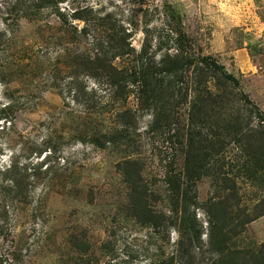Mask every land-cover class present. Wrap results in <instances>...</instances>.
Returning a JSON list of instances; mask_svg holds the SVG:
<instances>
[{"label":"rangeland","instance_id":"rangeland-1","mask_svg":"<svg viewBox=\"0 0 264 264\" xmlns=\"http://www.w3.org/2000/svg\"><path fill=\"white\" fill-rule=\"evenodd\" d=\"M10 1L0 0V163L6 167L18 155L21 162L38 164L52 152L45 161L54 166L55 183L48 184L46 174L31 182L27 201L8 203L5 219L9 195L0 176L5 264H75L81 242L98 264H220L218 240L208 236L214 218L209 199L227 201L235 221L259 212L263 170L250 179L244 170L247 155L224 135V150L210 151L219 140L208 149L207 173L188 171L186 106L154 123L153 108L142 105L138 94L114 97L85 57L94 58L107 49L112 33L126 30L133 51L113 60L118 68H131L143 45L155 57L183 51L209 57L235 76L239 90L264 115V26L256 0H54L34 19L5 15ZM82 8L92 12L78 19L73 12ZM177 28L186 34L183 42L176 41ZM240 48L249 52L246 66L256 65L255 71L240 70ZM198 74L186 68L179 85L194 84ZM214 76L207 83L211 89L221 80ZM244 96L232 97L228 112L245 102ZM125 111L132 115L131 138L113 144L124 130ZM127 159L137 163L148 198L140 217L131 210V189L119 168ZM170 171L181 174L178 192L196 186L199 206L185 214L165 182ZM215 213L219 217L221 210ZM13 251L22 253L18 260ZM224 255L230 264H264V215L231 234Z\"/></svg>","mask_w":264,"mask_h":264},{"label":"trees","instance_id":"trees-1","mask_svg":"<svg viewBox=\"0 0 264 264\" xmlns=\"http://www.w3.org/2000/svg\"><path fill=\"white\" fill-rule=\"evenodd\" d=\"M52 4L54 5L56 2L54 3V0H11L5 15L10 18L15 15L16 17L22 16V18L34 19L43 9ZM89 11L91 10L88 9L87 11L82 8L74 11L73 14L78 19H84L90 13ZM54 13L60 18L63 17V14L58 9ZM176 32V41L183 42L186 34L183 31H179L178 28ZM105 41L107 49H101V52L94 58L85 57V63L94 68L92 70L94 74L105 77V84L111 87L114 97L126 100L127 95L124 92L127 91V94L128 92L138 94V100H141L142 105L148 104L147 107L154 109V123L160 121L162 117L168 116L169 112H173L180 105L186 106L187 131L190 137L188 140V151L191 157L188 160L186 159L185 169L190 167L191 170L187 169L188 171H194L198 175L206 174V161L208 157L212 156L209 152L216 150L215 152L220 153L224 150L228 142L223 139V136L226 135L230 137V142L233 141L234 144L239 145L242 152L247 155L244 170L250 179H257L260 171L263 170L264 172V115L259 113L257 107L248 101L244 93L239 90V82L235 76L226 73L217 61L205 56L188 54L184 51L177 52L178 54L174 55L168 52L155 57L156 54L150 53L151 47L143 45L137 54L136 61H134L137 64H131L132 66L129 69L118 68L113 60L120 59L133 51L128 42V34H126V30L123 32L117 31L112 33ZM100 44L101 42H99ZM110 55H113L112 59H110ZM97 65L99 66L97 67ZM196 65L197 68H195ZM191 67H194L196 72H199L198 80L190 86L182 87L179 83L183 82V72L186 68ZM102 70L105 75L101 72ZM214 74L217 77L219 75L218 81L221 80L218 82L216 89H211L207 86V83L210 78L215 79ZM230 85H233V87L231 88ZM220 87L223 89L221 90ZM133 89H135V92ZM190 89L194 92L193 94H189ZM218 89L220 92L217 91ZM243 96L245 97V102L239 104L231 113L228 112L230 108H226V106L232 103V97ZM245 105L246 107H244ZM232 112L239 114L234 117L235 115ZM248 112L247 116H243L244 113ZM254 116L258 117V119H253ZM130 117H132L130 111H125L120 115L124 130L118 132L112 138L113 144L118 143L117 141L120 139L129 141L131 138L128 129L133 122ZM204 132L210 134L211 139L207 135L204 137ZM218 140L219 144L210 148L211 150L208 152L210 145ZM95 142L100 144L99 139H95ZM100 145L104 147V144ZM52 155V152L50 154L45 153L44 158L38 164L21 162L18 155L6 167H2L0 163L2 168L0 169V176L6 186L4 193L5 196L9 195V200H5L6 206L3 204V216L5 219L8 218L6 209H10L8 203L27 201L32 185L31 182L37 181L42 175L46 174L45 176L51 181L48 184L55 183L52 178L54 176L52 174L54 166H51L48 160L45 161L48 156ZM121 163L119 168L121 167V170L124 171V181L131 189L129 193L132 204L131 210L140 217L139 212L146 210L147 205L145 202L148 199L141 172L137 167V163L133 160L127 159ZM179 179H181V174L177 175L170 171L165 178V182L172 193L171 198L175 203V207H179L181 202L182 214H185L191 207L199 206L198 196L195 184L187 186L186 192H178L176 188H179ZM258 180L264 182V176ZM209 200L211 203L210 211L214 218L210 220L211 232L208 236L212 242L218 240L217 244L220 245L219 251L222 255L219 258L220 264H230L227 260L228 257L224 255L226 241L231 237V234L238 233L240 228L246 227V225L264 215V200H261L258 204V207H260L259 212L244 214L243 219L241 218L239 221H235L231 212L226 208L228 206L227 201L215 202V197ZM218 210H221L219 217L215 213ZM148 216L150 215L147 214L145 217ZM144 219L142 223H147L149 220V218H146L147 221ZM149 223L154 228L158 227V223ZM90 249L86 242H81L76 246L77 256L75 264H98L93 262L90 257H87L90 255ZM215 250L218 252L217 248ZM21 254V252L13 251L11 255L13 259L18 260ZM8 260V256L0 252V264H5Z\"/></svg>","mask_w":264,"mask_h":264},{"label":"crops","instance_id":"crops-1","mask_svg":"<svg viewBox=\"0 0 264 264\" xmlns=\"http://www.w3.org/2000/svg\"><path fill=\"white\" fill-rule=\"evenodd\" d=\"M257 9L259 10V20L262 22V25L264 26V0H256ZM237 57L239 58L238 64L240 65V70L247 71H255L254 68L257 69L256 65H252V67H247V63L249 62L250 54L248 51H245V48H240L236 50ZM254 67V68H253Z\"/></svg>","mask_w":264,"mask_h":264}]
</instances>
